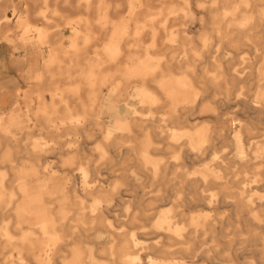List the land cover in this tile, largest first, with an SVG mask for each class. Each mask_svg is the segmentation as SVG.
Masks as SVG:
<instances>
[{"label":"clouds","instance_id":"9594fccd","mask_svg":"<svg viewBox=\"0 0 264 264\" xmlns=\"http://www.w3.org/2000/svg\"><path fill=\"white\" fill-rule=\"evenodd\" d=\"M0 264H264V0H0Z\"/></svg>","mask_w":264,"mask_h":264}]
</instances>
